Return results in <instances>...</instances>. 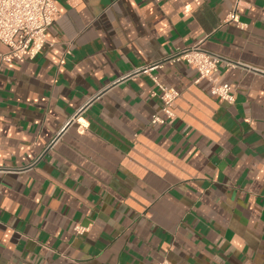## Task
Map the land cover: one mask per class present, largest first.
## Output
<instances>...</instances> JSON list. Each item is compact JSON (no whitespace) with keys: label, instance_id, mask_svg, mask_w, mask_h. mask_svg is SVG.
I'll use <instances>...</instances> for the list:
<instances>
[{"label":"crops","instance_id":"obj_1","mask_svg":"<svg viewBox=\"0 0 264 264\" xmlns=\"http://www.w3.org/2000/svg\"><path fill=\"white\" fill-rule=\"evenodd\" d=\"M53 1L34 59L0 42V264H264V0L245 29L234 0ZM195 45L235 104L170 60Z\"/></svg>","mask_w":264,"mask_h":264},{"label":"built area","instance_id":"obj_2","mask_svg":"<svg viewBox=\"0 0 264 264\" xmlns=\"http://www.w3.org/2000/svg\"><path fill=\"white\" fill-rule=\"evenodd\" d=\"M235 9L227 16L225 23H235L240 29H245L246 24L240 21L238 8L243 0H234ZM58 9L53 0H0V42L7 47V52L1 55V62L14 63L28 57L34 59L48 43L47 32L52 26ZM173 62H185L198 72V80L211 82L210 93L212 96L235 104L236 97L228 83L220 82L218 78L219 66L227 63L226 60L204 51L200 45L179 50L171 59ZM235 67L233 63H227ZM146 66L135 71L134 75L150 73L151 68L159 66ZM160 90L162 107L151 117L153 126H171L175 119L176 102L179 92L155 80ZM89 227L77 224L74 231L77 235L89 232ZM157 264H171L164 260Z\"/></svg>","mask_w":264,"mask_h":264}]
</instances>
